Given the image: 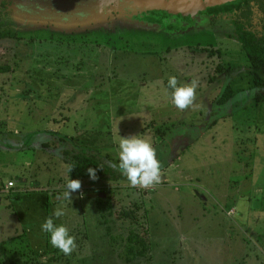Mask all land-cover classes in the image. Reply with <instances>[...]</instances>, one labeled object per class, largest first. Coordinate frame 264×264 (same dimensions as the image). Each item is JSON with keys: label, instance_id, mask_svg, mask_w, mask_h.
<instances>
[{"label": "rangeland", "instance_id": "rangeland-1", "mask_svg": "<svg viewBox=\"0 0 264 264\" xmlns=\"http://www.w3.org/2000/svg\"><path fill=\"white\" fill-rule=\"evenodd\" d=\"M146 1L0 0V32L15 35L0 40V65L12 67L0 75V147L53 143L56 131L118 168L120 136L140 135L164 168L150 189L81 180L58 200L67 181L50 190L45 152L0 149V163L17 167L0 171V264H264V105L237 77L233 101L215 103L227 81L219 66L247 65L228 37L232 14L179 22L174 11L187 9ZM170 76L199 81L193 106L174 105ZM29 162L38 182L23 184L13 172ZM98 198L113 205L108 225ZM58 207L54 223L76 238L70 256L41 230Z\"/></svg>", "mask_w": 264, "mask_h": 264}, {"label": "trees", "instance_id": "trees-1", "mask_svg": "<svg viewBox=\"0 0 264 264\" xmlns=\"http://www.w3.org/2000/svg\"><path fill=\"white\" fill-rule=\"evenodd\" d=\"M244 7L246 17L240 19L238 15L232 16L235 19L231 21L234 27V34L231 36L234 41L239 43L242 53L246 59V67H231L219 66L218 73H224L226 76V84L222 89L219 98L216 100L219 106L227 105L233 101L239 90L234 88L235 78L237 82L244 83L249 87V91L253 93V102L256 107L264 105V0H240L238 2L226 4L223 9L233 13L236 7ZM255 6V7H254ZM256 9L254 14L253 9ZM244 13V14H245ZM257 18V21H255ZM258 29V31H257ZM11 32H0V40L14 37ZM12 72V67L9 64L0 65V75ZM235 79V80H234ZM236 91H235V90ZM55 146L59 143L64 145V150L61 151L62 164L70 179H78L84 181H94L102 183H114L127 178L121 174L119 168L113 166L108 156L96 154L93 150L83 147L72 146L73 138L68 136H54ZM166 141L162 142L165 143ZM46 151L48 144L42 145ZM167 146V143H166ZM73 168V169H72ZM89 168L96 169L97 179L90 178L88 173ZM70 169L72 171L70 172ZM40 170V168H39ZM164 170L161 167V171ZM97 211L102 219L103 224L108 225L105 221L113 216V205L107 199L97 200ZM112 227V226H111ZM134 246H130L128 253L134 256ZM136 255H139L138 253ZM142 256V255H139Z\"/></svg>", "mask_w": 264, "mask_h": 264}, {"label": "clouds", "instance_id": "clouds-1", "mask_svg": "<svg viewBox=\"0 0 264 264\" xmlns=\"http://www.w3.org/2000/svg\"><path fill=\"white\" fill-rule=\"evenodd\" d=\"M168 86L172 91V102L180 110H186L194 105L196 89L199 81L193 79L189 84L178 86L175 76H170ZM161 162L157 159L156 150L146 138L140 135L121 137L119 140V171L124 175L131 186L150 189L161 181ZM73 169V168H72ZM70 169V172L72 171ZM90 178L97 179L96 169L89 168ZM82 182L78 179H68L65 185L63 198L71 201L72 193L81 189ZM65 215L63 208H56L52 216L45 219L41 230L50 233V243L64 255L70 256L77 248L75 236L65 225H56L53 216L60 218Z\"/></svg>", "mask_w": 264, "mask_h": 264}, {"label": "crops", "instance_id": "crops-1", "mask_svg": "<svg viewBox=\"0 0 264 264\" xmlns=\"http://www.w3.org/2000/svg\"><path fill=\"white\" fill-rule=\"evenodd\" d=\"M27 132H29L30 135H33L32 132H30V131H27ZM27 132H25V134ZM52 132H54V134L51 133L53 136L60 135L59 132H56V131H52ZM21 134H22V132L20 130L17 131L16 133H13L14 137L20 136ZM29 134H27V135H29ZM55 134H57V135H55ZM61 136H64V135H61ZM28 138L29 137H27L26 139H28ZM5 140H7V139L3 138V141L6 143ZM53 140H56V139L53 137ZM9 141H10V143H7L6 148H1L0 147V149L3 150V152H7V153H16L17 152V153H21V152L25 151L28 148H31L32 150H35V152L37 150H39L38 148H40V150L45 152V155L49 156L48 160H50L49 162H47L44 165V174L48 173L50 175V177L48 179V182L46 181L49 184L50 190L53 189L51 187H52V185H55V184H60L62 187H64V185H63L64 182L68 181V179H69L68 174H67V172L64 169V166L62 164V158H61V151L64 150V145L60 146L59 143H58L55 146L54 142L53 143H51V142H40L41 143L40 144L38 142V137L37 138L36 137H32L31 139H29L30 145H28L27 147L25 146L24 148L20 149V152H19L17 146H12V144L14 145L17 141H12V140H9ZM45 143L48 144V147L50 146L49 148H46V151L42 148L43 147L42 145L45 144ZM38 146H40V147H38ZM90 150H92V149H90ZM93 151L96 154H101V153H99L98 150H96L95 147H94ZM3 152H1V153H3ZM26 152H30V150L28 149ZM18 157L19 156H17L15 158V161L17 160ZM108 157L110 158V156H108ZM110 160H111V158H110ZM24 165H25L24 163L19 165V166H21L20 167V169H21L20 172H13V173H17L18 175L23 177V179L21 181L23 184H28L30 182V180H35V182L37 183L38 182V177H35L36 179H34V177L30 175V173L32 172V169H34V167H32L34 165H32L30 162L27 163L28 166H31L30 168H27V165H25V166ZM37 168L38 169L40 168V170L42 169V167L38 166V165H37ZM1 170H4L3 172H12V171H16L17 167H15V164L3 166L0 163V171ZM26 176H28V179L25 178ZM166 180H167V178H165V182H166ZM10 182L12 183V181H9L8 184ZM7 187H8V185H7ZM15 187H16V185L14 184V187L13 188H9L8 191L15 189ZM34 190L37 191V192H42V193H43L44 190L48 191V189H45L44 187H42V185L40 183L35 186ZM4 191H7L5 187H4ZM53 191H55L56 193H59V191H63V189L62 190H57L56 189V190H53ZM57 199L60 200V199H64V198L62 196H59ZM0 204H1V200H0Z\"/></svg>", "mask_w": 264, "mask_h": 264}, {"label": "flooded vegetation", "instance_id": "flooded-vegetation-1", "mask_svg": "<svg viewBox=\"0 0 264 264\" xmlns=\"http://www.w3.org/2000/svg\"><path fill=\"white\" fill-rule=\"evenodd\" d=\"M171 1V0H168V2ZM187 3H184L183 5L185 6H188V9L186 11H174L175 13L177 14H180V15H177V16H171V18L173 19H177L179 22H181L182 20H185V22H188V21H191V20H203V19H208L209 21L212 20L215 16H218V15H221V12H223V8L224 7H221L220 8H213V9H210L206 3V0H186ZM255 7V6H254ZM226 8V7H225ZM256 9L254 8L253 9V12L254 14H256ZM161 11V10H159ZM164 12V11H162ZM245 13V8L241 6L240 7H236V10L233 12V13H230L232 14L229 21H233L235 18L232 17V16H236V14L238 15V17L242 20L244 19L243 16L246 17V13ZM183 14V16L181 15ZM148 16L150 15H153V14H149L147 13ZM146 16L144 21H149V18ZM156 15V14H154ZM155 18V17H154ZM170 18V19H171ZM257 21V18H255ZM177 21V22H178ZM181 23H179L180 25ZM232 24V23H231ZM233 26V25H232ZM234 34V27H233V33L230 34L228 37L231 39L232 35Z\"/></svg>", "mask_w": 264, "mask_h": 264}, {"label": "water", "instance_id": "water-1", "mask_svg": "<svg viewBox=\"0 0 264 264\" xmlns=\"http://www.w3.org/2000/svg\"><path fill=\"white\" fill-rule=\"evenodd\" d=\"M240 0H206L208 7L223 6L226 4L238 2ZM187 3L186 0H147L146 4L162 7L169 11L188 9V6L183 5ZM145 4V5H146ZM103 197V196H102ZM104 198V197H103Z\"/></svg>", "mask_w": 264, "mask_h": 264}, {"label": "built area", "instance_id": "built-area-1", "mask_svg": "<svg viewBox=\"0 0 264 264\" xmlns=\"http://www.w3.org/2000/svg\"><path fill=\"white\" fill-rule=\"evenodd\" d=\"M13 187H14V184L10 182V183L8 184V188H13Z\"/></svg>", "mask_w": 264, "mask_h": 264}]
</instances>
